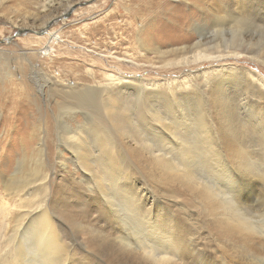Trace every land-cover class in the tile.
Segmentation results:
<instances>
[{"label":"bare ground","instance_id":"1","mask_svg":"<svg viewBox=\"0 0 264 264\" xmlns=\"http://www.w3.org/2000/svg\"><path fill=\"white\" fill-rule=\"evenodd\" d=\"M36 1L44 14L34 32L70 8L55 15L53 0ZM260 2L213 1L207 13L235 27L240 43H231L241 45L264 34ZM197 29L200 40L192 46L145 51L168 66L240 55H208L201 40L208 29ZM44 33L39 39L51 51L60 35ZM258 77L233 67L205 74L202 86L112 75L99 92L47 83L61 100L80 99L79 108L85 103L91 111L71 108L66 116L65 100L44 126L28 121L37 156L34 164L20 156L4 182L13 202L0 207V264H264V84ZM25 142L21 137L17 144L23 154ZM6 145L0 143L1 154ZM14 150L4 158L16 156Z\"/></svg>","mask_w":264,"mask_h":264},{"label":"rangeland","instance_id":"2","mask_svg":"<svg viewBox=\"0 0 264 264\" xmlns=\"http://www.w3.org/2000/svg\"><path fill=\"white\" fill-rule=\"evenodd\" d=\"M213 1L224 3L227 0H53L55 15L62 13L67 4L68 13L34 32L32 30L43 20L42 2L0 0V143L7 144L6 152L0 153V207L13 202L7 199L4 182L15 171L17 159L25 156L33 163L31 159L37 156L33 151L38 142L28 130V121L44 126L57 110V102L65 100L66 116L91 111V105L85 103L79 108L80 99H76L78 103L61 100L51 93L47 83L53 80L66 85L75 83L78 88L97 87L98 92L99 88H105L103 84L111 75L157 86L165 81L174 82L175 86L179 83L202 86L201 77L205 74L237 67L252 71L264 84V34H253L245 38V44L232 45L231 42L240 43V33L235 27L215 22L213 14L207 13ZM252 1H263L260 4L264 5V0ZM47 12H51L50 9ZM199 26L208 29L201 39L206 43L203 49H207L208 55H218L215 52L240 55L203 58L191 66H168L161 63L158 56L145 51L177 50L183 44L192 46L200 40ZM46 27L60 35V41L52 45L51 51L44 48L46 39H39L44 37L45 33L40 32ZM223 41L228 42L225 45ZM248 42L255 46L249 48ZM141 43L145 49L140 48ZM94 96L97 97L95 93ZM21 137L26 141L24 154L17 148ZM14 148L16 156L4 158V154L10 155ZM52 171L59 173L57 166ZM258 198L260 196L253 198L257 204Z\"/></svg>","mask_w":264,"mask_h":264},{"label":"water","instance_id":"3","mask_svg":"<svg viewBox=\"0 0 264 264\" xmlns=\"http://www.w3.org/2000/svg\"><path fill=\"white\" fill-rule=\"evenodd\" d=\"M46 29H48V28H45L44 30H42V31L40 32V34H43V33H44V31H45Z\"/></svg>","mask_w":264,"mask_h":264}]
</instances>
